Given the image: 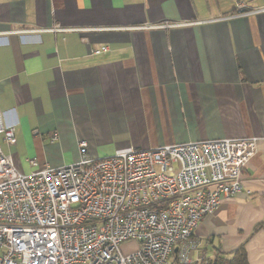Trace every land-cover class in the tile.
I'll use <instances>...</instances> for the list:
<instances>
[{
	"label": "crops",
	"instance_id": "0c3cea01",
	"mask_svg": "<svg viewBox=\"0 0 264 264\" xmlns=\"http://www.w3.org/2000/svg\"><path fill=\"white\" fill-rule=\"evenodd\" d=\"M242 2L255 12L238 13ZM264 0H0V108L26 173L131 148L257 137L193 263L264 264ZM108 45L106 53L91 50ZM57 135V139L52 137ZM4 152L9 149L2 144Z\"/></svg>",
	"mask_w": 264,
	"mask_h": 264
},
{
	"label": "built area",
	"instance_id": "2783aa9c",
	"mask_svg": "<svg viewBox=\"0 0 264 264\" xmlns=\"http://www.w3.org/2000/svg\"><path fill=\"white\" fill-rule=\"evenodd\" d=\"M237 11L255 12L242 2ZM16 144L0 108V264H192L197 227L242 190L257 152V137H241L94 157L82 140L76 162L39 167L31 158L26 173Z\"/></svg>",
	"mask_w": 264,
	"mask_h": 264
},
{
	"label": "trees",
	"instance_id": "16d2710c",
	"mask_svg": "<svg viewBox=\"0 0 264 264\" xmlns=\"http://www.w3.org/2000/svg\"><path fill=\"white\" fill-rule=\"evenodd\" d=\"M200 264H205V262H201ZM207 264H248L246 251L242 246L235 250L233 257L227 258L224 256H220L212 262L209 260Z\"/></svg>",
	"mask_w": 264,
	"mask_h": 264
},
{
	"label": "rangeland",
	"instance_id": "374dc122",
	"mask_svg": "<svg viewBox=\"0 0 264 264\" xmlns=\"http://www.w3.org/2000/svg\"><path fill=\"white\" fill-rule=\"evenodd\" d=\"M15 149V148H14ZM14 149L11 151V152H14ZM36 168V167H35ZM35 168H33V169H35ZM31 172V171H30ZM124 250L125 251H127L128 249H126V248H124Z\"/></svg>",
	"mask_w": 264,
	"mask_h": 264
}]
</instances>
